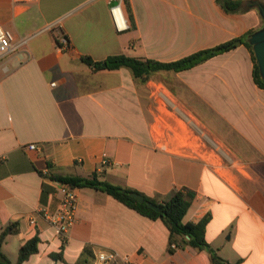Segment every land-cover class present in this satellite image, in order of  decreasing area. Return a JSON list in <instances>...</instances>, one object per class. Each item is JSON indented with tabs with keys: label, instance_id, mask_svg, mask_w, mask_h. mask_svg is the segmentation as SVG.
Returning a JSON list of instances; mask_svg holds the SVG:
<instances>
[{
	"label": "crops",
	"instance_id": "crops-1",
	"mask_svg": "<svg viewBox=\"0 0 264 264\" xmlns=\"http://www.w3.org/2000/svg\"><path fill=\"white\" fill-rule=\"evenodd\" d=\"M110 7V0H0V26L28 39L0 59V236L18 229L2 253L17 263L21 247L38 237V251L21 264H214L208 251L190 246L170 254L163 221L90 188L76 189L64 240L48 217L60 205L51 175L96 172L158 202L193 191L184 221L211 214L206 238L223 260L264 264V88L250 51L241 45L144 83L128 68L83 61L174 62L258 31V9L124 0L129 29L119 32ZM62 34L71 48L60 52ZM101 253L118 258L101 262Z\"/></svg>",
	"mask_w": 264,
	"mask_h": 264
},
{
	"label": "trees",
	"instance_id": "trees-1",
	"mask_svg": "<svg viewBox=\"0 0 264 264\" xmlns=\"http://www.w3.org/2000/svg\"><path fill=\"white\" fill-rule=\"evenodd\" d=\"M260 1L264 3V0ZM218 3L228 13L243 11V9L240 7L243 3L241 0H218ZM255 32L256 31H250L241 37L231 39L213 48L198 51L185 58L169 63L142 60L126 55H115L108 57L105 60L106 66H104V63L95 62L89 56H84L83 61L88 65L95 66L99 69L106 68L109 70H117L120 68H128L137 80L144 83L158 71L166 70L180 72L188 70L217 55L229 52L241 45H244L250 51L254 63V80L259 87L264 88V80L260 74L253 46L249 43V38ZM51 180L68 184L76 189L90 188L103 191L145 217H148L152 220L160 219L169 230L168 251L170 254H174L178 249H185L186 247L190 246L199 250L208 251L214 264H230L223 260L218 255L217 251L213 249L207 241L206 230L211 219V214L206 215L198 223L184 221V218L187 215L195 198V193L193 191L188 189H179L176 190L168 200L158 202L133 189L124 188L101 180L100 176L96 172L91 174L89 177H83L79 175L53 174L51 175ZM132 193L143 195L146 202H152L153 204L159 206L161 211H155L154 209L150 208L147 203L140 204L134 197H132ZM17 232L18 229L16 225L13 224L4 229L1 233L0 264H21L32 254L38 251V244L40 240L38 237H35L21 247L17 263H12L2 253L1 247L7 236L16 234Z\"/></svg>",
	"mask_w": 264,
	"mask_h": 264
},
{
	"label": "built area",
	"instance_id": "built-area-1",
	"mask_svg": "<svg viewBox=\"0 0 264 264\" xmlns=\"http://www.w3.org/2000/svg\"><path fill=\"white\" fill-rule=\"evenodd\" d=\"M110 14L113 23L119 32H124L129 29V21L124 10V0H110ZM28 39H17L12 31L4 29L0 26V59L4 56L20 50L26 45ZM71 48L70 41L65 34H62L57 40L58 51H65ZM29 149H36V145H29ZM103 164H108V161H103ZM48 174V171L45 172ZM56 191L60 196L59 209L55 214H49L48 217L53 219V224L58 228L64 240L66 234L75 221V212L77 207L76 188L68 184L55 181ZM35 224L34 220H31ZM118 255L115 253H101L99 260L101 262H111L117 260Z\"/></svg>",
	"mask_w": 264,
	"mask_h": 264
},
{
	"label": "water",
	"instance_id": "water-1",
	"mask_svg": "<svg viewBox=\"0 0 264 264\" xmlns=\"http://www.w3.org/2000/svg\"><path fill=\"white\" fill-rule=\"evenodd\" d=\"M241 7H251L257 8L261 17L264 20V3L259 0H248L245 5H241ZM249 43L253 46L254 54L256 56V60L258 63V67L260 70V74L264 80V25L261 29L256 31L249 38ZM106 66V63H104ZM132 197H134L140 204L147 203V205L154 209L157 212L161 211V208L152 202H146L145 197L138 193H132Z\"/></svg>",
	"mask_w": 264,
	"mask_h": 264
}]
</instances>
